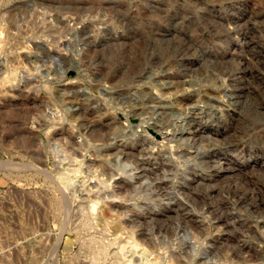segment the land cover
<instances>
[{
  "label": "rangeland",
  "instance_id": "1",
  "mask_svg": "<svg viewBox=\"0 0 264 264\" xmlns=\"http://www.w3.org/2000/svg\"><path fill=\"white\" fill-rule=\"evenodd\" d=\"M0 53V264H264V0H0Z\"/></svg>",
  "mask_w": 264,
  "mask_h": 264
},
{
  "label": "bare ground",
  "instance_id": "2",
  "mask_svg": "<svg viewBox=\"0 0 264 264\" xmlns=\"http://www.w3.org/2000/svg\"><path fill=\"white\" fill-rule=\"evenodd\" d=\"M54 3H55V2H54ZM33 18H34V17H33ZM48 23H49V22H48ZM63 26H64V25H63ZM50 31H51V30H50ZM56 32H57V31H56ZM9 35H11V34H9ZM6 36H7V35H6ZM38 38H39V37H38ZM39 44H40V43H39ZM3 46H4V45H3ZM6 48H7V47H6ZM6 48H5V49H6ZM20 48H21V47H20ZM52 48H53V47H52ZM5 49H4V50H5ZM8 49H9V46H8ZM12 49H13V48H12ZM24 49H25V48H24ZM24 49H19V50H22V51H23ZM13 50H14V49H13ZM15 50H16V49H15ZM55 50H56V49H55ZM24 51H25V50H24ZM26 51H27V50H26ZM58 51H60V50H58ZM5 52H6V51H5ZM5 52H3V55H6V54H4ZM13 52H14V51H13ZM16 52H18V50H17ZM19 53H20V52H19ZM25 53H26V52H25ZM0 54H1V53H0ZM11 54H12V53L10 52L7 56H9V55H11ZM15 54H16V53H15ZM17 54H18V53H17ZM17 54H16V55H17ZM20 54H21V53H20ZM28 54H30V53H28ZM22 55H23V54H22ZM0 56H1V55H0ZM11 56L13 57V55H11ZM11 56H10V57H11ZM19 56H20V55H19ZM19 56H18V57H19ZM14 57H15V55H14ZM16 57H17V56H16ZM26 57H27V56H26ZM4 58H5V57H4ZM2 59H3V58H2ZM20 61H21V60H20ZM14 62H15V61H14ZM0 64H1V63H0ZM9 64H10V63H9ZM23 66H25V65H23ZM25 67H26V66H25ZM7 71H8V70H7ZM36 71H37V70H36ZM8 72H9V71H8ZM10 73H12V72H9V74H10ZM12 74H13V73H12ZM7 75H8V74H7ZM32 75H33V74H32ZM4 76L6 77V75H4ZM4 76H3V77H4ZM14 76H15V75H14ZM250 76H251V75H250ZM8 77L10 78L11 76L9 75ZM9 78H8V79H9ZM255 78H256V77H255ZM1 79H2V78H1ZM3 80H4V79H3ZM6 80H7V79H6ZM4 81H5V80H4ZM5 82H8V81H5ZM5 82H4V83H5ZM0 84H1V83H0ZM6 84H7V83H6ZM10 84H11V83H10ZM7 85H8V84H7ZM8 86H9V85H8ZM10 86H11V85H10ZM45 86H46V85H45ZM5 87H6V85H5ZM0 88H1V86H0ZM2 93H3V92H2ZM173 100H174V99H173ZM162 109H163V108H162ZM161 111H162V110H161ZM163 114H164V113H163ZM119 120H120V119H119ZM123 125H125V124H123ZM126 126H127V125H126ZM179 128H180V127H179ZM128 129H129V128H128ZM146 129H147V128H146ZM157 129H158V128H157ZM177 131H178V130H177ZM142 132H143V131H142ZM122 133H123V132H122ZM145 133H146V132H145ZM148 133H149V132H148ZM120 134H121V133H120ZM139 134H140V133H139ZM180 134H181V133H180ZM171 135H172V134H171ZM185 136H186V135H185ZM143 137H144V136H143ZM109 139H110V138H109ZM115 139H116V137H115ZM173 139H174V138H173ZM113 140H114V138H113ZM113 140H112V141H113ZM122 140H123V139H122ZM119 141H121V140H119ZM177 141H178V140H177ZM195 141H196V140H195ZM112 143L114 144L115 142H112ZM123 144H125V143H124V142H120L119 145L122 146ZM167 144H168V143H167ZM155 145H156V144H155ZM161 146H162V145H161ZM29 148H30V147H29ZM175 148H176V147H175ZM187 148H188V147H187ZM189 148H190V147H189ZM109 151H110V150H109ZM174 153H175V152H174ZM186 155H187V154H186ZM112 156H113V155H112ZM88 161H89V160H88ZM175 162H176V161H175ZM79 163H80V161H79ZM79 163H78V164H79ZM82 164H83V163H82ZM82 164H81V165H82ZM7 165H9V164H7ZM79 165H80V164H79ZM81 165H80V166H81ZM67 166H69V165H67ZM34 167H35V166H34ZM71 168H72V167H71ZM75 168H76V167H75ZM64 169H65V168H64ZM73 169H74V168H73ZM76 169H77V168H76ZM79 169H80V167H79ZM69 170H71V169H68V172H70ZM37 171H40V170H37ZM59 171H60V170H59ZM66 171H67V169H66ZM71 172H72V171H71ZM45 173H46V172H45ZM60 173H61V172H60ZM60 173H59V174H60ZM62 174H63V171H62ZM64 174L66 175L65 170H64ZM60 175H61V174H60ZM60 175H59V176H60ZM79 175H80V174H79ZM68 176H69V175H68ZM68 176H66V177H68ZM61 177H64V176H61ZM66 177H64V178H66ZM61 180H65V179H62V178H61ZM59 182H61V181H59ZM58 184H59V183H58ZM64 184H65V183H64ZM66 184H67V183H66ZM89 185H90V184H89ZM66 186H67V185H66ZM66 186H65V187H66ZM107 186H108V185H107ZM57 187H58V186H57ZM59 187H60V186H59ZM68 187H69V185H68ZM66 188H67V187H66ZM66 188H65V189H66ZM58 189H59V188H58ZM36 190H37V189H36ZM90 190H91V189H90ZM96 190H97V189H96ZM43 191H44V190H43ZM83 192H84V191H83ZM177 193H178V192H177ZM39 194H40V193H39ZM60 195H61V194H60ZM76 195H77V194H76ZM83 195H84V194H83ZM80 197H81V196H80ZM41 198H42V197H41ZM44 198H45V197H44ZM83 198H84V197H83ZM104 198H105V197H104ZM106 198H107V197H106ZM63 199H64V198H63ZM30 200H31V199H30ZM33 201H34V200H33ZM44 202H45V201H44ZM36 203H37V202H36ZM100 203H101V202H100ZM105 203H106V202H105ZM86 204H88V203H86ZM117 204H118V203H117ZM45 205H46V204H45ZM90 205H91V204H90ZM90 205H89V206H90ZM83 206H84V205L82 204V207H83ZM106 206H107V205H106ZM95 207H96V204H94V201H92V208L95 209ZM97 207H98V205H97ZM109 207H110V205L108 204V208H109ZM66 209H67V208H66ZM86 209H87V208H86ZM96 209H97V208H96ZM100 209H101V208H100ZM105 209H106V208H105ZM105 209H104V210H105ZM110 209H111V208H110ZM98 210H99V209H98ZM195 210H196V209H195ZM64 211H65V210H64ZM79 211L81 212V209H80ZM79 211H78V212H79ZM110 211H111V210H110ZM82 212H84V211L82 210ZM87 212H89V209L87 210ZM94 212H95V211H94ZM111 212H114V211H111ZM195 212H196V211H195ZM65 213H66V212H65ZM85 213H86V210H85ZM106 213H107V212H106ZM106 213H105V214H106ZM127 213H129V212H127ZM88 214H89V213H88ZM95 214H96V213H95ZM89 215H90V214H89ZM97 215H98V214H97ZM81 216H82V213H81ZM81 216H80V217H81ZM83 216L85 217V215H83ZM91 216H93L92 213H91ZM91 216H90V217H91ZM94 216H95V215H94ZM108 216H110V215H108ZM113 216H114V215H113ZM120 216H121V215H120ZM123 216H124V215H123ZM205 216H206V215H205ZM84 217H82V218H84ZM87 217H89V216H87V214H86V218H87ZM104 217H106V216H104ZM121 217H122V216H121ZM125 217H126V216H125ZM64 218H65V217H64ZM94 218H95V217H94ZM107 218H108V217H107ZM114 218H115V217H114ZM118 218H119V219H118ZM118 218H116V219L120 220V217H118ZM127 218H128V217H127ZM203 218H204V216H203ZM88 219L90 220V218H88ZM88 219H87V220H88ZM91 219H92V218H91ZM111 219H112V218L110 217L109 221H110ZM92 220H93V219H92ZM92 220H90V221H92ZM95 220H96V219H95ZM97 220H99V219H97ZM97 220L95 221L96 223H97ZM101 220H102V219H101ZM83 221H84V219H82V222H83ZM93 221H94V220H93ZM93 221H92V222H93ZM105 221H106V220H105ZM107 221H108V220H107ZM107 221H106V222H107ZM109 221H108L107 224L110 223ZM112 221H113V222H112ZM112 221H111V223L114 224V220H113V219H112ZM79 222H80V221H79ZM84 222H87V221H84ZM92 222H91V223H92ZM106 222H105V223H106ZM117 222H118V221L116 220L115 223H117ZM127 222H128V221H127ZM91 223H88V222H87V224H90L91 226H94V225H92ZM96 223H95V224H96ZM78 224L80 225V223H78ZM97 224H98V223H97ZM107 224H106V225H107ZM117 224H118V223H117ZM122 224H123V222H122ZM83 225H84V224H83ZM85 225H86V223H85ZM85 225H84V227H85ZM98 225H100V224H98ZM111 225H112V224H111ZM115 225H116V224H115ZM115 225H114V226H115ZM119 225H120V224H119ZM86 226L88 227V225H86ZM102 226H103V225H102ZM102 226H101V227H102ZM112 226H113V225H112ZM114 226H113V228H115ZM124 226H125V225H124ZM81 227H82V226H81ZM95 227H96V226H95ZM103 227H104V226H103ZM110 227H111V226H110ZM110 227H109V228H110ZM82 228H83V227H82ZM93 228H94V227H93ZM105 228H106V227H105ZM105 228H104V229H105ZM107 228H108V227H107ZM109 228H108V229H109ZM113 228H112V229H113ZM117 228H118V227H117ZM120 228H121V225H120V227H119L118 229H120ZM124 228H125V227H124ZM130 228H131V227H130ZM130 228H129V229H130ZM132 228H133V227H132ZM74 229H75V228H74ZM80 229H81V228H80ZM85 229H86V228H85ZM85 229H84V230H85ZM87 229H88V228H87ZM89 229H90V228H89ZM94 229H96V228H94ZM110 229H111V228H110ZM121 229H123V228H121ZM126 229H127V226H126ZM129 229H128V230H129ZM75 230L77 231V230H78V227H77ZM105 230H106V229H105ZM105 230H104V231H105ZM128 230H127V231H128ZM136 230H137V229H136ZM90 231H91V230H90ZM100 231L103 232L102 230H100ZM107 231H108V235H109V230H106V233H107ZM113 231H114V230H113ZM113 231H110V232H113ZM122 231H126V230L123 229ZM74 232H75V231H74ZM78 232H79V231H78ZM80 232H81V231H80ZM87 232H88V230H87ZM91 232H93V230H92ZM95 232H96V230H95ZM101 232H100V233H101ZM134 232H136V231L134 230ZM88 233H89V232H88ZM106 233H104V234L106 235ZM130 233H132V234L134 235V233L131 232V230H130ZM97 234H98V233H97ZM114 234H116V231H115ZM119 234H120V233H118V235H119ZM123 234H124V233H123ZM127 234H129V233H127ZM127 234H126V235H127ZM132 234H131V235H132ZM84 235L86 236V234H84ZM88 235H90V233H89ZM94 235H96V233H95ZM124 235H125V234H124ZM76 236H77V235H76ZM76 236H75V237H76ZM80 236H81V235H80ZM85 236H83V237L81 236V237L84 238ZM90 236L92 237L93 235L91 234ZM90 236H89V239H90ZM135 236H136V235H135ZM138 236H139V235H138ZM78 237H79V235H78ZM78 237H77V239L80 240V237H79V238H78ZM95 237H96V236H95ZM108 237L110 238L111 235H109ZM116 237H117V236H116ZM118 237H119V236H118ZM118 237H117V240L119 239ZM125 237H126V236H125ZM127 237H128V236H127ZM73 238H74V237H73ZM73 238H72V239H73ZM98 238H101V237L98 236ZM98 238H97V237H96V238H92V240H93V239H96V240H93L94 242H96V241H98V240H97ZM102 238H103V237H102ZM121 238H122V237H121ZM132 238H133V237H132ZM86 239H88L87 236H86V238H84V241L89 242V240H86ZM106 239H108V238L106 237ZM110 239H112V237H111ZM115 239H116V238H115ZM127 239H128V238H127ZM152 239H153V238H152ZM81 240H83V239H81ZM99 240H101V239H99ZM117 240H116V241H117ZM124 240H125V239H124ZM153 240H154V239H153ZM156 240H157V239H156ZM156 240H155V241H156ZM93 241H92V242H93ZM118 241H120V240H118ZM128 241H129V240H128ZM135 241H136V239H135ZM139 241H141L140 238H139L138 242H139ZM142 241H143V240H142ZM155 241H154V242H155ZM92 242H91V243H92ZM98 242H100V244H101V241H98ZM102 242L105 243V242H107V241L104 242V240H103ZM108 242H109V240H108ZM112 242H113V241H112ZM114 242H115V241H114ZM120 242H121V241H120ZM44 243H45V242H44ZM44 243H43V244H44ZM81 243H82V241H81ZM81 243H79V244H81ZM84 243H85V242H84ZM91 243H90V244H91ZM115 243L118 244V242H115ZM123 243H125V241H124ZM134 243H135V242H134ZM140 243H141V242H140ZM158 243H159V242H158ZM45 244H46V243H45ZM98 244H99V243H98ZM110 244H111V243H110ZM110 244H109V245H110ZM117 244H116V245H117ZM120 244H121V243H120ZM129 244H130V243H129ZM141 244H142V243H141ZM85 245H86V244H85ZM87 245L89 246V244H87ZM102 245H103V244H102ZM113 245H114V244H113ZM118 245H119V244H118ZM142 245H144V244H142ZM47 246H48V245H47ZM79 246H81V245H79ZM91 246H92V245H91ZM103 246L105 247V245H103ZM124 246H125V244H124ZM124 246H121V247L124 249ZM129 246H130V245H129ZM132 246H133V244H132ZM136 246H137V245H136ZM101 247H102V246H101ZM115 247H117V246H115ZM119 247H120V245H119ZM145 247H146V246H145ZM191 247H192V246H191ZM84 248H85V247H84ZM98 248H99V247H98ZM109 248H111V247H109ZM122 248H121V249H122ZM134 248H135V247H134ZM140 248H141V247H140ZM140 248H139V249H140ZM164 248H165V247H164ZM70 249H71V248H70ZM87 249H88V248H87ZM90 249H91V248H90ZM112 249H113V248H112ZM112 249H111V250H112ZM117 249H118V247H117ZM119 249H120V248H119ZM123 249H122V251H120V250H119V251H120V253L123 252L124 255H125L126 252H124ZM151 249H152V248H151ZM151 249H150V250H151ZM153 249H157V248L154 247ZM181 249H182V248H181ZM95 250H96V249H95ZM98 250H99V249H97L96 251H98ZM100 250H103V249H100ZM105 250H106V249H105ZM105 250H104V251H105ZM107 250H109V249L107 248ZM111 250H109V251H111ZM115 250H116V249H115ZM115 250H112V252L115 251ZM126 250H127V249H125V251H126ZM141 250H142V249H141ZM163 250H166V249H163ZM173 250H174V249H173ZM85 251H86V249H85ZM87 251H88V250H87ZM92 251H93V250H92ZM134 251H135V250H134ZM139 251H140V250H139ZM142 251H143V250H142ZM153 251H154V250H153ZM167 251H168V250H167ZM79 252H80V251H79ZM98 252L100 253V251H98ZM105 252H106V251H105ZM116 252H117V251H116ZM128 252H130L129 249H128L127 253H128ZM164 252H165V251H164ZM249 252H250V251H249ZM84 253H85V252H84ZM99 253H98V254H99ZM102 253H103V252H102ZM108 253H109V252H108ZM132 253H133V251H132ZM134 253H135V252H134ZM136 253H137V252H136ZM139 253H140V252H139ZM139 253H137V254H139ZM141 253H143V252H141ZM145 253H146V252H145ZM147 253H148V252H147ZM147 253H146V254H147ZM149 253L151 254V252H149ZM171 253H172V252H171ZM175 253H176V252H175ZM85 254H86V253H85ZM91 254H93V253H91ZM103 254H105V253H103ZM128 254H129V253H128ZM160 254H161V253H160ZM177 254H178V253H177ZM179 254H180V253H179ZM89 255H90V254H89ZM107 255H108V254H107ZM113 255L115 256L116 253L113 254ZM118 255H119V254H118ZM122 255H123V254H122ZM134 255H135V254H134ZM155 255H156V256H159V255H157L156 253H155ZM155 255H154V257H156ZM165 255H166V254H165ZM173 255H174V254H173ZM180 255H181V254H180ZM93 256H96V254L93 255ZM104 256H105V255H104ZM110 256H111V255H110ZM120 256H121V255H120ZM120 256H118V258H119ZM130 256H131V255H130ZM139 256H140V255H139ZM151 256H153V255H151ZM151 256H150V257H151ZM174 256H175V255H174ZM176 256H177V255H176ZM137 257H138V256H137ZM159 257L161 258V256H159ZM159 257H156V258H154L153 260H155V259H156V260H159ZM162 257H163V255H162ZM170 257H171V256H170ZM182 257L184 258V256H182ZM194 257H195V254H194ZM69 258H70V257H69ZM85 258H86V257H85ZM91 258L93 259V257H91ZM95 258H96V257H95ZM110 258H112V257H110ZM114 258H115V257H114ZM116 258H117V257H116ZM120 258H121V257H120ZM122 258H123V256H122ZM124 258H125V257H124ZM128 258H129V257H128ZM144 258H146V257H144ZM147 258H149V257H147ZM151 258H153V257H151ZM151 258H149V259H151ZM157 258H158V259H157ZM164 258H165V257H164ZM179 258H180V257H179ZM89 259H90V258H89ZM112 259H113V258H112ZM130 259H131V257H130ZM130 259H129V261H133V260H134V259H133V260H132V259L130 260ZM139 259H140V258H139ZM177 259H178V258H177ZM185 259H186V258H185ZM90 260H91V259H90ZM109 260H110V259H109ZM156 260H155V261H156ZM170 260H171V259H170ZM174 260H175V259H174ZM180 260H181V259H180ZM98 261H99V260H98ZM114 261H115V260H114ZM118 261H121V260L119 259ZM118 261L116 262V264L118 263ZM126 261H127V260H126ZM129 261H128V262H129ZM136 261H139V260L137 259ZM144 261H145V260H144ZM147 261H148V260H147ZM147 261H146V262H147ZM151 261H152V260H150L149 262L151 263ZM162 261H163V260H162ZM162 261H161V262H162ZM172 261H173V260H172ZM191 261H192V260H191ZM94 262H95V261H94ZM104 262H105V261H104ZM139 262H140V261H139ZM146 262H145V264H148V263H146ZM152 262H154V261H152ZM164 262H165V261H164ZM164 262H163V263H164ZM169 262H170V261H169ZM216 262H217V261H216ZM96 263H98V262H96ZM107 263H109V262L107 261ZM155 263H156V262H154L153 264H155ZM157 263H158V262H157ZM163 263H162V264H163ZM174 263H175V262H174ZM174 263H171V264H174ZM94 264H95V263H94ZM98 264H99V263H98ZM104 264H105V263H104ZM110 264H111V263H110ZM112 264H113V262H112ZM114 264H115V263H114ZM137 264H140V263H137ZM142 264H144V263L142 262ZM159 264H160V260H159ZM166 264H168V263H166ZM175 264H176V263H175ZM184 264H185V263H184Z\"/></svg>",
  "mask_w": 264,
  "mask_h": 264
}]
</instances>
